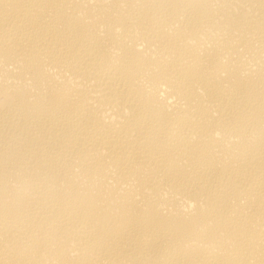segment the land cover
<instances>
[{
	"label": "bare ground",
	"instance_id": "1",
	"mask_svg": "<svg viewBox=\"0 0 264 264\" xmlns=\"http://www.w3.org/2000/svg\"><path fill=\"white\" fill-rule=\"evenodd\" d=\"M0 264H264V0H0Z\"/></svg>",
	"mask_w": 264,
	"mask_h": 264
}]
</instances>
